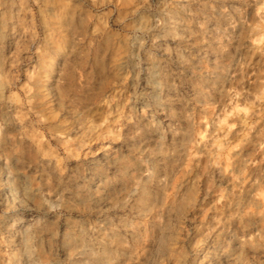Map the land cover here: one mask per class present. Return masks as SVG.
Listing matches in <instances>:
<instances>
[{
  "label": "clouds",
  "instance_id": "clouds-1",
  "mask_svg": "<svg viewBox=\"0 0 264 264\" xmlns=\"http://www.w3.org/2000/svg\"><path fill=\"white\" fill-rule=\"evenodd\" d=\"M18 3L0 0V264H264V0ZM218 11L223 85L202 64Z\"/></svg>",
  "mask_w": 264,
  "mask_h": 264
},
{
  "label": "rangeland",
  "instance_id": "rangeland-1",
  "mask_svg": "<svg viewBox=\"0 0 264 264\" xmlns=\"http://www.w3.org/2000/svg\"><path fill=\"white\" fill-rule=\"evenodd\" d=\"M15 6L11 9V15L14 19L18 21V18L23 15L21 11V6L18 3V0H13ZM222 4V0H210V5L207 7V11L211 12L212 7H216L218 10L220 9ZM213 24V32L207 37V45L205 47L206 53H214L212 64H208L209 57L205 55L202 64L207 65L206 71L211 72L217 78V82L223 85L224 72L227 70V65L230 62V57L227 55L225 49L228 46V32L225 31L227 29V21L224 20L220 14L217 12L216 17L212 20ZM65 70H67V64L64 65ZM218 99V97H217ZM187 131L185 124V132ZM30 143V141L28 142ZM162 143H166V141H162ZM103 163V161H101ZM15 159L13 158L8 162V165L4 164V161H0V172H3L5 175L3 178H7L8 181L12 182L14 186H16V181L14 179L15 176ZM56 166H60V162L57 160ZM1 180V178H0ZM0 183H2L0 181ZM49 195H52L49 193ZM134 194H129V198H133ZM207 203V202H206Z\"/></svg>",
  "mask_w": 264,
  "mask_h": 264
},
{
  "label": "bare ground",
  "instance_id": "bare-ground-1",
  "mask_svg": "<svg viewBox=\"0 0 264 264\" xmlns=\"http://www.w3.org/2000/svg\"><path fill=\"white\" fill-rule=\"evenodd\" d=\"M208 72V71H207ZM5 175V174H4ZM0 178H1V182L2 183H4V179H7V178H3V176H0ZM8 187H10V188H12L13 189V191H12V196H13V198H15L16 197V195H17V192H16V186H14L13 184H12V182L10 181H8ZM5 188L7 189V185H5ZM20 191L26 196L27 195V189H25V188H23V187H21V189H20Z\"/></svg>",
  "mask_w": 264,
  "mask_h": 264
}]
</instances>
